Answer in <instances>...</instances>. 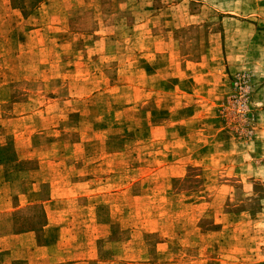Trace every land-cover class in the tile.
<instances>
[{"label":"rangeland","instance_id":"rangeland-1","mask_svg":"<svg viewBox=\"0 0 264 264\" xmlns=\"http://www.w3.org/2000/svg\"><path fill=\"white\" fill-rule=\"evenodd\" d=\"M58 1L19 22L0 0L1 189L58 196L52 222L69 229L71 260L264 264V105L211 46L232 7L192 0L188 24L183 3L179 27L157 38V14L181 0ZM40 24L46 39L26 36ZM43 210L10 215L39 228Z\"/></svg>","mask_w":264,"mask_h":264},{"label":"crops","instance_id":"crops-1","mask_svg":"<svg viewBox=\"0 0 264 264\" xmlns=\"http://www.w3.org/2000/svg\"><path fill=\"white\" fill-rule=\"evenodd\" d=\"M14 1L15 0H8V5L11 10L17 11V15H20L19 22H25L29 19L30 12L34 13L36 9H40L46 1L48 2L50 0H31V2L28 1V6L26 2L20 5L14 4ZM65 1L66 0H59L57 2V8L63 7ZM191 1L192 0H181L179 3L168 5L166 8L168 14L156 13L161 24L164 23L165 27H161L162 29L159 30L160 33L154 35V37L162 38V34H166V36L170 38L172 31L179 27V24L176 25L175 22L176 17L171 13L172 9L174 10L176 7L183 6V3L185 4V9H187V13L184 15L186 19H188L187 23H194L195 20L192 19L196 16L189 11L187 5ZM213 1V6L215 7H232L231 11L228 10V13H231L232 16L225 15L221 17L219 20L221 27L216 33L212 34L213 42L211 46L214 48L215 53L220 52L224 56H229L227 59L230 61L231 67L226 65L230 75L240 71L247 72L250 75L253 86L258 88L259 93V95H254L252 98L250 97V99L255 105H264V95L262 94V89H264V0ZM79 2L81 1L79 0ZM135 2H137V0H135ZM119 6L121 9L123 6V11L128 10L129 0L121 1ZM25 8L27 10H25ZM235 8H237V10ZM221 12L227 13V11ZM2 19V21L10 20L9 17ZM56 23H60V21ZM40 26L41 27L30 29L26 33V36L32 37V35H34V37L40 36V38L46 39V34L50 32L45 31L47 29L41 24ZM137 26H141V24L137 23ZM56 31L54 36L57 39H63L64 36H61V32H59L62 30L56 29ZM49 36L53 37V34ZM109 37L111 36H108L106 32L103 33V35L97 33L96 36L98 40L103 41L104 39H109ZM90 51L94 53L92 50ZM102 52H105V48H102ZM162 52H164V50H160V47L150 51L151 54ZM262 132H264V130ZM262 134L264 135V133ZM262 141H264V139ZM8 181L10 180L3 181V189H1L0 186V264H88L90 258L71 260L66 256L68 250L60 246V244L65 241L66 235H69V229L60 227L64 226L63 223L58 224L52 222L53 216L55 215L51 213V208L58 203V196L51 193L48 197L41 198L38 193H36V198L27 200L25 199L27 196L26 192H11L10 182ZM33 184L39 183L35 182ZM15 199H18L17 205H13ZM37 203L43 206L45 222L40 224L39 228H24L17 230L18 226L15 223V219L10 215L11 211ZM4 212H6L7 216L3 214ZM58 215L56 216L58 217ZM57 226H59L61 231H66V234L60 233L59 236H56L57 234L52 232L54 229H51V227L57 228ZM49 230L51 232H49ZM48 235L49 238L53 239L52 241L47 240Z\"/></svg>","mask_w":264,"mask_h":264}]
</instances>
